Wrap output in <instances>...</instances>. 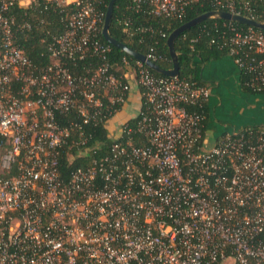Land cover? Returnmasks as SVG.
<instances>
[{
  "label": "built area",
  "instance_id": "1",
  "mask_svg": "<svg viewBox=\"0 0 264 264\" xmlns=\"http://www.w3.org/2000/svg\"><path fill=\"white\" fill-rule=\"evenodd\" d=\"M133 2L178 20L190 4L210 2L264 22L245 0ZM15 3L25 7L0 0V264H264V131L210 137L205 117L186 109L208 101L207 87L155 76L136 60L109 64L110 45L96 37L100 0L65 1L73 5L66 30L49 49L52 64L37 72L4 16ZM246 27L230 28L229 58L249 75L245 85L264 93V34ZM88 54L100 60L88 75L62 62ZM130 81L140 108L108 131V153L94 158L100 144L88 145L82 125L109 128ZM73 111L77 121L58 123L56 114ZM73 147L77 158L92 157L63 180L59 158Z\"/></svg>",
  "mask_w": 264,
  "mask_h": 264
},
{
  "label": "trees",
  "instance_id": "2",
  "mask_svg": "<svg viewBox=\"0 0 264 264\" xmlns=\"http://www.w3.org/2000/svg\"><path fill=\"white\" fill-rule=\"evenodd\" d=\"M249 2L250 13L255 15L257 21H264V0H245ZM109 0H100L99 10L103 14L102 22L99 24L97 39L103 44L109 45L102 37L101 30ZM73 5H64L57 0H31L30 4L23 7L15 3L4 11V16L12 20L11 31L14 32L15 42L20 47L26 57L31 61L37 72L48 68L53 59L50 57V48L54 44V37L59 36L66 30L67 16ZM216 9L210 2L192 3L184 8V16L181 20L176 18L158 17L150 13V6L142 2L137 7L133 0H115L109 23V33L119 42L126 44L137 52L145 56L155 57L154 63L163 69L172 67L169 55L167 37L182 24ZM247 15L245 12H241ZM231 27L237 30H246L245 25L232 22L231 24L220 19L205 20L178 36L174 42V49L177 52L179 63V75L177 79L184 80L194 87H206L202 76L203 66L211 61H217L229 57L230 47L228 39L232 37ZM138 28L145 29L139 33ZM133 32L132 36L127 33ZM264 34V31L262 32ZM1 45V32H0ZM111 51L107 55L109 64L121 65L122 59H127L130 64L135 60L120 50L110 45ZM73 76L88 75L95 69L100 60L94 55H86L79 59H64L62 61ZM155 76L165 77L153 71ZM249 75L240 74V89L249 94H256L249 89L245 83ZM188 112L201 113L205 120L204 129L209 120L208 101H201L196 105H186ZM59 124L65 125L70 121H77L76 112L66 115H57ZM135 119L129 121V125H134ZM254 132L260 134L264 127H252ZM108 131L102 124L82 125L83 136L88 138V145L94 142L100 144L93 157L98 158L108 153L111 139L108 138ZM264 137V134H263ZM80 138L74 132L72 140L75 142ZM77 147H73L68 153L62 154L59 158V174L63 180H67L70 174L82 164H88L91 154L77 158Z\"/></svg>",
  "mask_w": 264,
  "mask_h": 264
},
{
  "label": "crops",
  "instance_id": "3",
  "mask_svg": "<svg viewBox=\"0 0 264 264\" xmlns=\"http://www.w3.org/2000/svg\"><path fill=\"white\" fill-rule=\"evenodd\" d=\"M58 3L64 4L68 0H57ZM70 1V0H69ZM29 3L22 4L27 6ZM202 76L205 80L206 87L210 90V96L208 98L209 104V120L206 126L207 135L214 136V125L218 124V119L215 116L214 107L217 103L219 106L222 104L223 92L229 91L230 93H238L245 95L247 98L240 107L241 114H245L244 125L236 130L232 128V131H239L246 127H264V93L249 94L240 89V74L231 58H224L217 61H211L206 63L202 69ZM131 82V81H130ZM214 99V100H213ZM141 98L140 89L136 83L131 82L130 90L127 95L125 104L121 110L114 116L109 124V129L113 130L120 122H125L133 118L138 109L140 108ZM217 104V105H218Z\"/></svg>",
  "mask_w": 264,
  "mask_h": 264
},
{
  "label": "water",
  "instance_id": "4",
  "mask_svg": "<svg viewBox=\"0 0 264 264\" xmlns=\"http://www.w3.org/2000/svg\"><path fill=\"white\" fill-rule=\"evenodd\" d=\"M114 2H115V0H109V3H108L107 8H106V12H105L104 20H103V24H102V29H101V34H102L103 39L109 45H111L112 47L120 50L121 52H123L125 54H127L132 59L143 63L149 70H151V71H153L159 75L169 77V78H177L179 75V63H178V59H177L178 54L174 49L175 40L178 38V36L180 34H182L183 32L187 31L191 27H193V26H195V25H197V24H199L205 20L220 19V20H223L226 22L230 21V22H234L237 24L245 25V26H250V27H253L255 29L264 31V22H262V23L255 22V21H252V20L245 18L243 16L234 15V14H230V13L223 12V11L214 10V11L206 12V13L182 24L178 28L174 29L168 35L167 45H168L169 55H170L171 61H172V67L170 69H163L159 65H157L156 63L149 60L145 55L137 52L136 50L127 46L126 44L117 41L116 39H114L111 36V34L109 33V23L111 20Z\"/></svg>",
  "mask_w": 264,
  "mask_h": 264
},
{
  "label": "rangeland",
  "instance_id": "5",
  "mask_svg": "<svg viewBox=\"0 0 264 264\" xmlns=\"http://www.w3.org/2000/svg\"><path fill=\"white\" fill-rule=\"evenodd\" d=\"M23 4L29 3V0H22ZM222 104L219 106L218 102L214 107L215 116L218 119V124L214 125V137H219L223 132H231L232 128L238 130L245 123V114H241L239 110L246 96L238 93H230L229 91L223 92ZM214 100V99H213ZM218 104V105H217Z\"/></svg>",
  "mask_w": 264,
  "mask_h": 264
}]
</instances>
